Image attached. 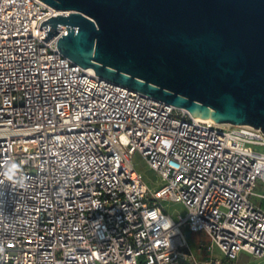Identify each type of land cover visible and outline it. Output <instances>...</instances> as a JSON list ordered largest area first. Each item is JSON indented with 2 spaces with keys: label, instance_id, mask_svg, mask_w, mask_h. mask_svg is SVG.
<instances>
[{
  "label": "built area",
  "instance_id": "obj_1",
  "mask_svg": "<svg viewBox=\"0 0 264 264\" xmlns=\"http://www.w3.org/2000/svg\"><path fill=\"white\" fill-rule=\"evenodd\" d=\"M59 14L0 0V173L21 169L16 182L0 175V264L196 263L186 230L206 237V254L264 259V132L201 120L74 64L58 49L66 27L43 41L42 23Z\"/></svg>",
  "mask_w": 264,
  "mask_h": 264
},
{
  "label": "water",
  "instance_id": "obj_2",
  "mask_svg": "<svg viewBox=\"0 0 264 264\" xmlns=\"http://www.w3.org/2000/svg\"><path fill=\"white\" fill-rule=\"evenodd\" d=\"M46 43L194 117L264 132V0H40Z\"/></svg>",
  "mask_w": 264,
  "mask_h": 264
},
{
  "label": "rangeland",
  "instance_id": "obj_3",
  "mask_svg": "<svg viewBox=\"0 0 264 264\" xmlns=\"http://www.w3.org/2000/svg\"><path fill=\"white\" fill-rule=\"evenodd\" d=\"M134 164L136 169L143 174L145 181L151 188H158L160 186L159 183L161 182V179L159 175L148 167L141 156H135ZM164 205L172 217H176L177 215H186V210L181 204L165 203ZM190 247L195 255L196 263L193 260H189L188 264H208L211 261V258L214 261H219L220 264H264V259H254L248 254H241L235 262L229 263L224 260V256L218 249H215L213 254H206L198 250V248H194L192 245H190Z\"/></svg>",
  "mask_w": 264,
  "mask_h": 264
},
{
  "label": "clouds",
  "instance_id": "obj_4",
  "mask_svg": "<svg viewBox=\"0 0 264 264\" xmlns=\"http://www.w3.org/2000/svg\"><path fill=\"white\" fill-rule=\"evenodd\" d=\"M20 165L16 162H6L3 172L0 175H3L7 180L16 182L20 177Z\"/></svg>",
  "mask_w": 264,
  "mask_h": 264
},
{
  "label": "crops",
  "instance_id": "obj_5",
  "mask_svg": "<svg viewBox=\"0 0 264 264\" xmlns=\"http://www.w3.org/2000/svg\"><path fill=\"white\" fill-rule=\"evenodd\" d=\"M185 235L189 241V244L192 245L194 248H198V250H200L201 246L203 244H205L207 241V239L204 235L194 234V233L190 232L189 230L185 231ZM211 260H213V259L211 258ZM224 260L227 261L226 259H224ZM229 263H233V262H229Z\"/></svg>",
  "mask_w": 264,
  "mask_h": 264
},
{
  "label": "bare ground",
  "instance_id": "obj_6",
  "mask_svg": "<svg viewBox=\"0 0 264 264\" xmlns=\"http://www.w3.org/2000/svg\"><path fill=\"white\" fill-rule=\"evenodd\" d=\"M197 118H199V119H201V120H204V121H211V120H209V119H205V118H201V117H197Z\"/></svg>",
  "mask_w": 264,
  "mask_h": 264
}]
</instances>
